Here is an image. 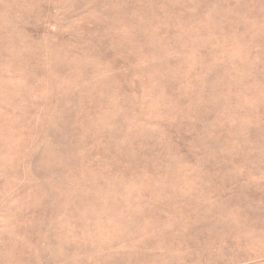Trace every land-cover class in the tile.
Here are the masks:
<instances>
[{
  "label": "rangeland",
  "instance_id": "rangeland-1",
  "mask_svg": "<svg viewBox=\"0 0 264 264\" xmlns=\"http://www.w3.org/2000/svg\"><path fill=\"white\" fill-rule=\"evenodd\" d=\"M0 264H264V0H0Z\"/></svg>",
  "mask_w": 264,
  "mask_h": 264
}]
</instances>
